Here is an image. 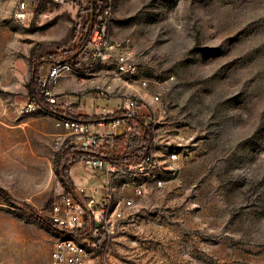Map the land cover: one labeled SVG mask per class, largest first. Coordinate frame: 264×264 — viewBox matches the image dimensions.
I'll return each mask as SVG.
<instances>
[{"label": "rangeland", "instance_id": "rangeland-1", "mask_svg": "<svg viewBox=\"0 0 264 264\" xmlns=\"http://www.w3.org/2000/svg\"><path fill=\"white\" fill-rule=\"evenodd\" d=\"M81 1L79 15L74 0H0V264H50L59 232L40 218L68 192L57 174L67 131L22 107L33 68L44 79L70 55L64 95L85 96L92 117L136 99L158 158L179 155L88 264H264V0H108L105 31L117 46L106 62L91 40L78 49L97 14ZM125 53L126 74L114 64ZM73 173L88 189L105 176L82 162Z\"/></svg>", "mask_w": 264, "mask_h": 264}, {"label": "built area", "instance_id": "built-area-1", "mask_svg": "<svg viewBox=\"0 0 264 264\" xmlns=\"http://www.w3.org/2000/svg\"><path fill=\"white\" fill-rule=\"evenodd\" d=\"M68 0H47L49 3L62 4ZM97 8V18L103 21L109 14V8L102 14V0H83ZM28 11L21 9L18 17L25 19ZM94 49L99 52L101 59L113 57L109 50L117 46L110 44L105 31V25L99 24L91 38ZM129 53L118 54L115 62L121 73L134 69ZM75 73L72 64L58 60L48 75L42 80L43 94L49 103L56 104L55 87L62 77H71ZM100 88V87H99ZM104 93V92H102ZM159 99L158 96L155 97ZM137 100L126 97L121 109L132 116L141 114ZM43 110L31 98L22 107L24 113ZM147 121V119H146ZM147 123L153 130L152 122ZM57 124L67 131L63 142L68 141L75 150L92 151L96 156L82 160L86 170H98L105 174L106 180L102 186L88 189L79 186L72 191L57 196L50 208L42 215L59 229V236L53 242L50 264H88L91 250L98 247V242L105 235L113 237L120 231L126 230V223L132 213L128 210L136 206V198L149 194L154 188L164 185V177L171 172L166 163H175L179 159L175 151L165 154L161 160L155 153L154 147L143 155L138 163L119 166L110 162L106 156L113 148L115 137L135 129L138 125L135 118L129 123L123 118L106 120L104 116L93 120L83 121L69 118H58ZM155 140V138H154ZM144 145V142L141 146ZM154 146V144H153Z\"/></svg>", "mask_w": 264, "mask_h": 264}, {"label": "trees", "instance_id": "trees-1", "mask_svg": "<svg viewBox=\"0 0 264 264\" xmlns=\"http://www.w3.org/2000/svg\"><path fill=\"white\" fill-rule=\"evenodd\" d=\"M45 2L46 0H40V5ZM74 2L79 8L78 14L80 15L84 10L83 3L81 0H74ZM109 4L110 3L108 2V0H102V14H104L105 9L109 7ZM91 8L94 9V11L97 10L96 6H91ZM98 24H104L105 26H107L108 22L106 19H104L102 22L99 21L96 14L93 20V25H90L89 31H86V33L82 36L80 40L78 46L79 50H82L89 44L93 28L96 27ZM74 33L76 34L77 31H74ZM60 60L69 64H73L75 60V55H70L66 59ZM42 80L43 79L40 74V69L33 68L31 73V82L29 84V97L37 106L43 109V111L50 113L58 118H69L83 121L93 120V117H89L87 115H71L69 113L64 112L61 108L57 107L56 104L49 103L43 94ZM103 116L106 120H111L114 118H123L129 123H131L132 119L135 118L138 123L135 129H132L115 137L113 148L106 156V158L110 162L119 166L138 163L142 160L144 154L150 152L154 143L153 130L145 119L139 117L138 115L132 116L129 113H125L121 108H118L113 112L107 113ZM143 142L144 145L141 146ZM93 156H96V154L92 151H87L84 149L75 150L73 145L70 144L68 141H65L61 149L57 152V174L67 186L68 192L76 188L75 182L71 176L72 166L77 162H81L85 158ZM1 193L5 194L6 192L0 189V194ZM40 219L47 224L50 230H52L53 232H59V229L54 223H52L43 216H41Z\"/></svg>", "mask_w": 264, "mask_h": 264}, {"label": "crops", "instance_id": "crops-1", "mask_svg": "<svg viewBox=\"0 0 264 264\" xmlns=\"http://www.w3.org/2000/svg\"><path fill=\"white\" fill-rule=\"evenodd\" d=\"M58 60H56V61H54V63L55 62H57ZM53 63V64H54ZM52 64V65H53ZM51 69V68H50ZM50 69L47 71V73L46 74H44V76L46 77L47 75H48V73H49V71H50ZM104 72H105V70H103ZM41 74V73H40ZM41 76H42V74H41ZM102 76H104V74H102ZM63 78V77H62ZM76 79H78L77 77H75ZM82 81V80H81ZM69 84V83H68ZM82 83L80 82V81H77L76 83H73V85H72V88H74L73 89V91L74 92H76L78 89H81V87H80V85H81ZM65 88H67V79H61V81L57 84V86H56V88H55V91H56V93H57V101H58V103H57V107H59V108H61L64 112H66V113H69V114H71V115H86L87 114V116H90V117H92L93 115H91V113H89L90 112V110L88 109V108H83L82 107V104H83V102L85 101V99H83V98H85V96H83V95H81V96H79L78 94H73V95H64V93H65ZM76 89V90H75ZM99 95L97 94V95H94V97H98ZM112 97H115V96H112ZM122 98V100H123V104H124V101H125V98L126 97H121ZM122 107V106H121ZM121 107H119V108H121ZM116 109H118V108H116ZM116 109H113L112 111H110V112H106V113H102V114H99V116L100 115H106L107 113H111V112H113L114 110H116ZM96 114V113H95ZM142 114V113H141ZM144 119L146 120L147 119V117L146 116H144ZM79 164V162H77V163H75L73 166H72V168H71V176H72V178H73V180H74V182H75V185H76V187H78V185H77V183H76V179L77 178H79L80 176L79 175H74V173H73V169L74 168H76V166ZM106 180V177L104 176V179H103V181H102V183H101V185L100 186H102V184L104 183V181Z\"/></svg>", "mask_w": 264, "mask_h": 264}, {"label": "water", "instance_id": "water-1", "mask_svg": "<svg viewBox=\"0 0 264 264\" xmlns=\"http://www.w3.org/2000/svg\"><path fill=\"white\" fill-rule=\"evenodd\" d=\"M93 14H94V11H93Z\"/></svg>", "mask_w": 264, "mask_h": 264}]
</instances>
